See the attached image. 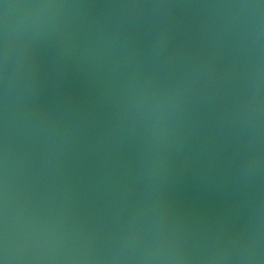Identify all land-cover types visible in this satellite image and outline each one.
I'll list each match as a JSON object with an SVG mask.
<instances>
[{"label": "water", "instance_id": "obj_1", "mask_svg": "<svg viewBox=\"0 0 264 264\" xmlns=\"http://www.w3.org/2000/svg\"><path fill=\"white\" fill-rule=\"evenodd\" d=\"M0 264H264V0H0Z\"/></svg>", "mask_w": 264, "mask_h": 264}]
</instances>
